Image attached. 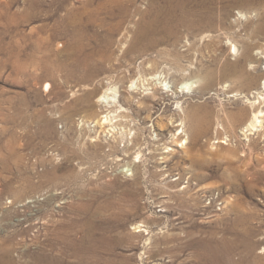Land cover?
<instances>
[{
	"label": "rangeland",
	"instance_id": "1",
	"mask_svg": "<svg viewBox=\"0 0 264 264\" xmlns=\"http://www.w3.org/2000/svg\"><path fill=\"white\" fill-rule=\"evenodd\" d=\"M107 1L0 0V264H264V163L216 135L264 94V0Z\"/></svg>",
	"mask_w": 264,
	"mask_h": 264
},
{
	"label": "bare ground",
	"instance_id": "2",
	"mask_svg": "<svg viewBox=\"0 0 264 264\" xmlns=\"http://www.w3.org/2000/svg\"><path fill=\"white\" fill-rule=\"evenodd\" d=\"M175 1L177 3L172 5L171 0H166V5H168V8L165 11H161V10L158 11L154 23L159 22L161 17H165L166 19L167 17L170 18L171 21L167 22L166 24L172 22L177 24L179 20L185 19V20H189L187 21V26L193 29L192 27L194 26V22H191L192 20L190 19L194 18V16L197 15V12L191 10L190 7L187 10L185 7L183 8L182 6L183 3L190 2L192 0H175ZM195 1L197 2L198 0ZM125 4L126 3L124 1H119V0L107 1L105 3V8L107 9L105 14L114 16L117 10L121 11L122 14H127L126 9L124 8ZM154 23L152 21H144V22L142 21L139 24L140 26H139V33L137 38L139 43L140 41H142V39H144L145 35L152 30ZM166 24L162 26V28L165 30H166ZM213 26L216 27V23H214ZM119 28H120V24L114 25V31H118ZM153 45L154 43L152 44V46ZM158 83H160L161 87L167 85L166 82L161 79L160 82ZM188 85L190 84L184 83L180 87L184 89L188 87ZM131 87L137 88L136 83L133 82ZM110 89L111 88L107 89L103 93L101 100L109 104L116 103L117 101L116 96H110L111 95ZM177 92H180V88L177 89ZM200 110L198 109V112L193 113V115L191 116H193L194 120L198 122V126L201 128L200 134L209 135V137H211L210 135L213 134L212 127L214 121V117H213L214 112L211 110V108L207 106L201 107ZM217 121H218L217 123L218 130L216 131V135H217V139H219L217 143L223 146L222 149L226 151L228 157H233L236 159L238 158L236 162H241L243 166L247 167V169L248 167H250L251 164L262 165L264 163V154L260 153L256 155V151L259 148L258 141L256 140L252 141L250 138L253 135L255 136L258 134L261 136L264 134V94L259 92L258 97L255 98H253L252 96L247 97L246 103L242 105L240 108H238V111L228 113L227 115L218 114ZM238 126H242V130L239 133L244 135L245 139L249 141V144L246 146L245 151L243 150V153L241 155H240L241 143H239L238 142L239 140H237L238 128H239ZM222 136H224V138H222ZM233 140H235L237 145L231 144ZM140 227L141 226H138V231L145 230Z\"/></svg>",
	"mask_w": 264,
	"mask_h": 264
}]
</instances>
